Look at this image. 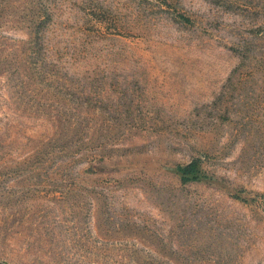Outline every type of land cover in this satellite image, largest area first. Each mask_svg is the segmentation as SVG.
<instances>
[{"label":"rangeland","instance_id":"obj_1","mask_svg":"<svg viewBox=\"0 0 264 264\" xmlns=\"http://www.w3.org/2000/svg\"><path fill=\"white\" fill-rule=\"evenodd\" d=\"M0 263L264 264V0H0Z\"/></svg>","mask_w":264,"mask_h":264},{"label":"trees","instance_id":"obj_2","mask_svg":"<svg viewBox=\"0 0 264 264\" xmlns=\"http://www.w3.org/2000/svg\"><path fill=\"white\" fill-rule=\"evenodd\" d=\"M178 170L181 173V179L183 181L198 178V176H199L198 160L192 159L191 161H189L183 165H179Z\"/></svg>","mask_w":264,"mask_h":264},{"label":"water","instance_id":"obj_3","mask_svg":"<svg viewBox=\"0 0 264 264\" xmlns=\"http://www.w3.org/2000/svg\"><path fill=\"white\" fill-rule=\"evenodd\" d=\"M1 264V263H0Z\"/></svg>","mask_w":264,"mask_h":264}]
</instances>
